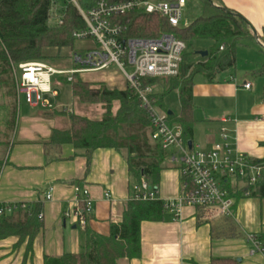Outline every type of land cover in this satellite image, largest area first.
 Wrapping results in <instances>:
<instances>
[{
  "label": "crops",
  "instance_id": "0c3cea01",
  "mask_svg": "<svg viewBox=\"0 0 264 264\" xmlns=\"http://www.w3.org/2000/svg\"><path fill=\"white\" fill-rule=\"evenodd\" d=\"M186 1L187 7L191 0ZM216 1L243 15L258 34L264 33V0ZM210 47L204 50L209 51ZM203 58L195 57L191 62ZM262 64L252 67L254 76L264 75V72L255 73ZM218 76L208 84L197 85L194 82V105L198 100L212 102L214 106L209 110L220 112L210 114L208 126L198 141L196 110L193 108V136L189 141L209 150L222 140L221 130L226 128L232 136L233 149L246 153L252 159H262L264 84L261 92H254L252 84L250 88L245 87L249 83L247 81L235 84L224 78L217 79ZM57 85L61 83L57 81L54 86L57 96L47 95L55 109L73 100L71 93L65 104L56 103L55 98L59 96ZM154 88L163 93V84H154ZM173 92H176V101L171 103ZM173 92L162 99L165 105L162 110L169 111V118L179 116L181 109V89ZM24 104L26 111L18 116L11 144H8L10 113L5 128L2 127L5 131H0V164L8 156L0 176V203H26L31 210L39 207L38 213H43V218L39 219L42 226L28 255V238L20 244L16 235L1 238L0 264H44L47 254L61 256L83 251L87 229L107 236L111 233L112 223L123 220L133 199V188L138 183L130 175L124 149L98 148L87 153L72 144H63L58 150L51 148L49 141L53 129L65 128L60 121L61 115H52L51 110ZM170 122L180 126L171 118ZM166 163L167 167L161 171L156 185L162 200L176 199L183 192L179 165L171 161L170 153ZM75 184L85 187L95 201L86 227L78 225L75 218L65 216V212L75 205ZM51 186L53 197L45 200V193ZM229 189L234 198L232 217L222 215L216 208L192 205H185L180 215L165 209L161 220L141 222L140 256L120 258L117 264H264V254L252 253L254 245L247 237L249 233L259 236L264 233V198L245 195L240 186ZM106 193L111 196L106 197Z\"/></svg>",
  "mask_w": 264,
  "mask_h": 264
},
{
  "label": "trees",
  "instance_id": "16d2710c",
  "mask_svg": "<svg viewBox=\"0 0 264 264\" xmlns=\"http://www.w3.org/2000/svg\"><path fill=\"white\" fill-rule=\"evenodd\" d=\"M82 9L88 11L96 7L100 0H77ZM116 3L130 0H106ZM174 1V0H168ZM202 4L201 13L185 27H174L159 14L147 13L134 8L125 13L113 14L110 20L121 28L120 39L156 38L165 32L174 33L188 44L197 40H212L209 53L201 61L186 66L185 79L179 84L175 78H142L143 85L161 83L163 93L155 91L159 98L157 106L164 109L162 99L167 94L181 89L180 115L170 117L177 122L185 139L193 136L192 112L193 86L196 74L204 75L209 81L227 70L236 67L237 47L260 40L264 43V33L258 34L254 27L239 12L220 4L216 0H197ZM65 6L59 11L62 21L52 25L50 20L55 0H0V75H7L12 90L15 83L11 77L12 63L53 60L46 55L48 47L62 48L74 44V32L86 28V22L77 6L71 0H64ZM261 45V44H260ZM262 46V45H261ZM264 52V46L261 47ZM192 68L190 73H186ZM264 72V63L255 73ZM72 96L82 102H101L106 111L99 119H91L77 113L68 114L67 127L53 129L50 137L51 148L58 150L63 144H72L76 148L92 152L98 148L124 149L131 177L140 182L145 179L157 184L161 171L167 167L168 152L152 138V124L148 111L141 105L135 90L129 85L124 89L108 88L105 85L95 87L84 80L80 74H74L68 81ZM3 82V81H2ZM0 84L1 81H0ZM12 94V91L10 92ZM14 94V92H13ZM264 100V88H263ZM118 101L117 111H112ZM66 111L51 114L62 115ZM16 107L11 110L9 126L15 124ZM169 118V122H170ZM171 123V122H170ZM264 163L262 159L255 162ZM252 196L264 198V181L252 191ZM39 209V207H38ZM38 209H19L14 214H0V239L11 235L19 237L18 244L28 238V252L32 242L41 229ZM162 200H136L129 202L123 220L112 223L110 235H102L90 229L86 230L83 251L65 253L61 256L45 255L44 264H117L120 258H136L141 254L140 227L144 220H161L164 212ZM264 246V233L259 236ZM17 244V245H18Z\"/></svg>",
  "mask_w": 264,
  "mask_h": 264
},
{
  "label": "built area",
  "instance_id": "2783aa9c",
  "mask_svg": "<svg viewBox=\"0 0 264 264\" xmlns=\"http://www.w3.org/2000/svg\"><path fill=\"white\" fill-rule=\"evenodd\" d=\"M86 22V28L74 32L76 40L92 38L96 46L72 54L79 65L70 69H60L45 61H27L12 65L14 81L19 102L24 100L31 107L48 110L55 109L47 95L57 96L54 77L64 76L68 81L73 75L83 72H95L116 64L125 74L129 87L137 93L141 105L148 111L152 124V138L170 153L173 163L179 165L183 192L176 199L162 200L158 185L142 179L134 186L133 199L162 200L164 208L180 215L185 205L216 208L226 217L234 215V198L231 186H240L245 195H251L254 188L264 181V163L255 162L246 153L232 147V136L226 128L221 130L222 140L209 150L189 144L183 137L182 128L169 122V111L160 109L151 84L143 85L142 78H177L181 76L185 62L187 42L174 33L165 32L156 38L120 39V25L113 23V14L125 13L139 8L147 13L159 14L174 27H185L190 21L184 18L186 0H130L108 3L100 0L91 10L81 8L77 0H71ZM55 5V4H54ZM53 11H55V6ZM62 21V14L58 19ZM264 46V43L261 42ZM133 68L130 72L126 67ZM246 83L245 87L250 88ZM23 99V100H22ZM8 156L0 164V176ZM241 184V185H239ZM75 205L65 212L66 217L75 218L78 225L86 227L93 213L95 201L89 191L75 184ZM53 187L45 193V200L53 197ZM106 193V197H110ZM19 209L30 208L26 203H0V214L11 213ZM43 218V213H38ZM248 239L254 245V252L264 254V246L259 235L249 233Z\"/></svg>",
  "mask_w": 264,
  "mask_h": 264
},
{
  "label": "rangeland",
  "instance_id": "374dc122",
  "mask_svg": "<svg viewBox=\"0 0 264 264\" xmlns=\"http://www.w3.org/2000/svg\"><path fill=\"white\" fill-rule=\"evenodd\" d=\"M55 2H56L55 11L52 12L53 13L52 18L49 22L52 25L58 23L59 21L58 19L60 17L59 11L63 8V6H65L64 0H55ZM201 8H202L201 3H199V1L198 2H196L195 0L189 1L187 7L184 9V18H188L189 20H194L201 13ZM74 41L75 42L72 46L71 45L64 46L62 48L48 47L46 50V55L51 56L54 59L53 60L48 59L45 62H48L51 65L55 66L56 68H60V69H70L71 67L79 66L72 59V54L77 51H79L80 54H84L85 50H88L92 47L94 48L96 46V42L92 38H86V39L74 40ZM212 44H213L212 40H208V39L197 40L192 44L189 43L184 54L185 56L184 63L186 64V66L196 63L191 61L195 57L201 56L196 53L197 51L209 48ZM39 61H43V60H39ZM262 63H264V52L261 50V47L258 43L256 42L251 43L247 46L239 45L237 47L236 67L220 74L217 79L221 80L224 78L225 80H229L230 82L235 84L240 82H242L241 84H243L244 81H247L253 85L252 90L254 92L256 91L261 92L262 86L264 84V75L254 76L251 70L252 67L256 65L257 66L261 65ZM126 68L130 72L133 71V68L130 67L129 65H127ZM191 71L192 68L188 69L186 73H190ZM184 73L185 70L182 71L181 76L175 78L176 82H178L179 84L187 76V74L184 75ZM6 77L7 75H0V81L2 83L0 84V131L2 130L5 131L4 128L8 120L7 115L8 113L11 114L10 111L12 110V108L16 107L17 109L16 121L14 126H12L9 129V135H8L9 136L8 144L9 143L11 144L13 134L15 132V129L17 128V123L19 121L18 116L20 114H23L24 113L23 111H26V105L24 104L23 99L22 102H19L16 86L13 88L14 90H12L10 81L6 83L4 80L6 79ZM11 77L14 81L13 71L11 73ZM80 77L84 80L92 82L95 87H100V85H105L106 87L111 89L112 88L124 89L128 85L124 72L116 64H112L109 68L104 70L80 73ZM57 81H59L61 85L60 86L57 85L58 86L57 88L59 90V96L58 98L57 97L55 98V102L58 104L59 103L65 104L66 102L69 101L71 96L70 86L63 81L62 77H54V82L56 83ZM208 81L209 80L202 74H196L194 77V82L197 85L208 84L209 83ZM151 85L153 86L155 93L156 90L154 88V85L153 84ZM11 91L12 94L10 93ZM170 97L172 98L171 103H174L176 101L175 100L176 92H173ZM196 102L197 103H195L194 105V110H196V118H197V126L195 127V131H196V140L199 141L201 136L204 135L203 132L204 129L208 126L206 123L208 122L207 120L211 117L210 114L217 113L220 111L209 110L214 106L212 102L203 101V100H198ZM118 107H119L118 101L114 102L112 111H117ZM55 111H66L64 114L61 115L60 121L62 127H67L70 123L68 114L77 113L83 116H87L91 119H99L103 116L104 112L106 111V108H105V104L101 102H82L78 98L73 97V100L71 102H68L66 106H63L59 109H55ZM221 112H223V110ZM227 114L230 113L227 112ZM14 143H16V140H14ZM9 151L10 150L8 149V153Z\"/></svg>",
  "mask_w": 264,
  "mask_h": 264
},
{
  "label": "water",
  "instance_id": "95a60500",
  "mask_svg": "<svg viewBox=\"0 0 264 264\" xmlns=\"http://www.w3.org/2000/svg\"><path fill=\"white\" fill-rule=\"evenodd\" d=\"M259 41V43L261 44V41L260 40H258ZM197 53L198 54H200L202 57H206L207 55H208V53H209V51L208 50H200V51H197ZM191 141H189V144L191 145Z\"/></svg>",
  "mask_w": 264,
  "mask_h": 264
}]
</instances>
